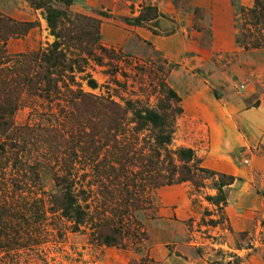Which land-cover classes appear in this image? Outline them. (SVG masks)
I'll list each match as a JSON object with an SVG mask.
<instances>
[{"label": "rangeland", "instance_id": "obj_1", "mask_svg": "<svg viewBox=\"0 0 264 264\" xmlns=\"http://www.w3.org/2000/svg\"><path fill=\"white\" fill-rule=\"evenodd\" d=\"M254 2L46 0L50 27L0 0V264H264ZM145 8L158 18L132 24ZM55 44L57 65L33 60ZM162 86L182 111L164 147L133 115L173 106Z\"/></svg>", "mask_w": 264, "mask_h": 264}, {"label": "trees", "instance_id": "obj_2", "mask_svg": "<svg viewBox=\"0 0 264 264\" xmlns=\"http://www.w3.org/2000/svg\"><path fill=\"white\" fill-rule=\"evenodd\" d=\"M30 4H32L34 7L37 8H43L48 13V24L50 27H53L55 23V19L60 17L59 12H52L50 9V5L45 4L46 0H27ZM55 1V0H54ZM57 1V0H56ZM59 2V1H58ZM69 4V2H65ZM254 9L250 11V17L252 19L260 20L263 19L264 21V0H255L254 2ZM51 4V3H50ZM54 15V17H53ZM62 15V14H61ZM158 18L157 11L154 8H145L142 9L139 16L132 21V24L135 26H142L143 24L147 22L155 21ZM58 46L55 44L50 50L49 54H42L41 56H35L33 58L34 61L40 60L41 62H52L53 64L60 62L62 59V53L58 51ZM157 73H161V71H158ZM88 86L92 89L96 88V83L94 80L89 79L87 82ZM162 90L164 91L163 95L167 101H169L173 106L167 105L166 107L158 108L157 111L155 110H145V111H135L133 113L137 123L141 124L142 127L144 126H150L151 130H154L156 133L154 134V141L155 144L164 147L169 146L172 141V135L174 133V124L176 117L182 113L181 108L179 107V98L177 95L169 90L166 89L164 86H162ZM162 91V92H163ZM173 107V108H172ZM164 109V110H162ZM0 128L6 127V123L0 122ZM178 156L183 161L191 162L194 161L193 152L190 150L187 151H180L178 152ZM195 170H199L202 172L203 170L195 167ZM60 180V179H57ZM179 182L184 181L183 177H180L178 179ZM58 184L63 182H57ZM168 183H171L170 181ZM63 189L65 191V198L64 200V206H63V215L71 219L75 226L79 225L83 221V214L81 212V209L78 205H76L75 201L73 200L72 196L70 194V188L64 186Z\"/></svg>", "mask_w": 264, "mask_h": 264}]
</instances>
